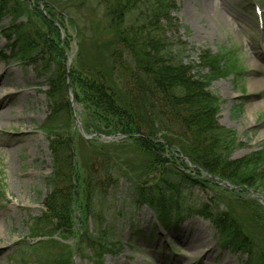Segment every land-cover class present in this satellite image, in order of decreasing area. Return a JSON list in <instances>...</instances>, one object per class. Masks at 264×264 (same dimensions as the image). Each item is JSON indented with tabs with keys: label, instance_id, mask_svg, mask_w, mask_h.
I'll return each mask as SVG.
<instances>
[{
	"label": "rangeland",
	"instance_id": "obj_1",
	"mask_svg": "<svg viewBox=\"0 0 264 264\" xmlns=\"http://www.w3.org/2000/svg\"><path fill=\"white\" fill-rule=\"evenodd\" d=\"M49 1L70 18L64 20L70 40L60 65L48 57L46 47L33 53L35 30L42 31L33 14L18 12L15 19L0 20V117H5L0 121V264H264V88L250 86L252 79L264 78V0H175L181 46L174 45L183 51L182 59L195 60V48L217 55L214 66L220 71L210 86L220 99L217 123L235 134L228 161L242 166L241 175L257 172L249 187L185 159L173 163V171L156 169L167 180L157 182L130 142L122 146L121 136L111 140L84 129L85 111L74 101L72 87L61 86L59 75L63 68L68 73L73 63L87 69L105 67V57L94 43L103 9L97 0ZM82 1L85 4L76 6ZM51 77L56 81L49 82ZM48 136L62 142L73 139L70 152L76 155L79 181L68 192L75 214L68 230H56L44 208L51 194L58 205L66 192L60 180L51 183V173L55 158L63 167L68 154L57 148L54 156ZM102 146L99 151L123 161L129 174L126 177L121 168L112 171L108 188L94 201L99 218L95 213L85 217L93 205L89 192L94 180L88 187V175L103 166L97 153ZM248 160L252 163L246 165ZM137 174L151 206L132 199V177ZM164 189L177 193L175 201L185 205L180 216L169 218L167 228L155 215L172 198L162 196ZM159 200L164 203L159 205ZM188 206L214 217L229 214L242 234L231 233L230 221L226 230L217 229ZM40 234L45 237L35 236ZM37 241L43 244L34 246Z\"/></svg>",
	"mask_w": 264,
	"mask_h": 264
},
{
	"label": "trees",
	"instance_id": "obj_2",
	"mask_svg": "<svg viewBox=\"0 0 264 264\" xmlns=\"http://www.w3.org/2000/svg\"><path fill=\"white\" fill-rule=\"evenodd\" d=\"M23 4L32 10L21 8ZM83 4L85 3L82 1L76 6ZM96 4L103 9V20L100 28L96 29L94 43L98 45L102 58L105 57V67L95 66L87 69L73 63L68 73L63 68L59 75L61 86L72 87L74 101L85 111L83 128L90 129L98 136L122 135V141L118 144L126 146L124 142H130L134 152L146 159L144 165L146 169L154 171L151 178H156L157 182L161 181L164 184L167 180H163L156 169L159 170L161 167L173 171V163L176 161L181 163L185 159L194 167L210 174H216L235 183L245 182L248 187L251 186L252 175L256 171L241 175L242 166L228 161L227 152L235 144V134L217 123L220 99L210 91V86L220 71L218 65L214 66V58L217 55L212 56L206 49L195 48L193 49L195 60L182 59L183 51L178 50L181 45L177 43L180 40L181 25L176 17L179 10L176 1L97 0ZM18 12L28 16L33 14L42 27V31L35 30L37 43L34 45L33 53L46 47L51 51V54L48 52V57L57 59L56 63L60 65L65 60L63 51L69 46L70 36L64 27L65 17L70 19L69 16L55 9L49 0H0V20L13 15L12 18L15 19ZM174 44H178V49ZM81 48L79 44L77 53L79 58ZM29 56L33 58L30 54ZM55 81L56 79L51 77L49 82ZM68 105L69 103L65 101L66 110ZM48 138L54 156L57 148L65 149L68 154L62 160L65 162L63 167L62 162L55 158L57 165L54 161L55 169L51 173L54 174L51 183L60 180L66 187V192L62 203L58 205L50 193L47 199L50 202L45 203L44 208L48 211L50 222L56 230H68L72 227L71 220L75 216L71 202L68 201L70 195L68 192L73 184L79 181L74 171L76 155L75 152H70L73 139L69 138L62 142L49 136ZM102 149L103 146L99 147L97 153L98 157L102 158L103 166L97 172L93 170V176L88 175V187L94 180L93 189L89 192L92 200L90 204L93 205L88 207L85 217L95 213V217L99 218L94 201L99 194L102 192L104 194L106 181L113 178L112 171L122 170L126 177L129 174L128 168L125 170L122 166L123 161L111 157L108 152H100ZM249 162L252 163L248 160L245 162L246 165ZM109 164L111 167H108ZM256 165L255 163L254 167ZM258 168L259 165L256 169ZM64 170H67V173H64ZM137 176L132 177L134 191L132 199L134 203L140 202L151 206V197L139 186L143 184L140 181L141 175ZM71 192L74 193L73 189ZM175 194H170L164 189L163 197L172 196L167 201L169 205L166 208L164 207L166 203L159 200V205L164 204L159 206L155 215L162 221L164 228L168 227L169 220L171 223L170 217H178L184 211V203L180 202V199L176 202L177 193ZM187 209L209 218L213 225L222 231L226 230L227 222L230 221L231 233L234 236L242 234L239 228L233 226L234 219L229 214L214 217V214L203 208L188 206ZM68 221L71 223L68 224ZM35 236L45 237L42 234ZM38 244L43 242L37 241L34 246Z\"/></svg>",
	"mask_w": 264,
	"mask_h": 264
},
{
	"label": "bare ground",
	"instance_id": "obj_3",
	"mask_svg": "<svg viewBox=\"0 0 264 264\" xmlns=\"http://www.w3.org/2000/svg\"><path fill=\"white\" fill-rule=\"evenodd\" d=\"M256 63H253V66H256ZM250 86H252L253 88H264V78H254L250 81ZM264 103V102H263ZM5 117H0V121L1 119H4Z\"/></svg>",
	"mask_w": 264,
	"mask_h": 264
},
{
	"label": "water",
	"instance_id": "obj_4",
	"mask_svg": "<svg viewBox=\"0 0 264 264\" xmlns=\"http://www.w3.org/2000/svg\"><path fill=\"white\" fill-rule=\"evenodd\" d=\"M112 137H116V136H112V135L111 136H107L108 139H111Z\"/></svg>",
	"mask_w": 264,
	"mask_h": 264
}]
</instances>
